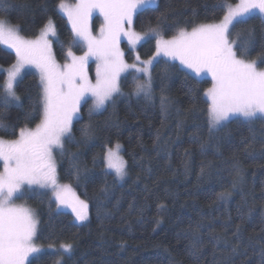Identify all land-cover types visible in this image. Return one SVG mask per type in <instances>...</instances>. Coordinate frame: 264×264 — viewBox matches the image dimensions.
Listing matches in <instances>:
<instances>
[{
    "label": "trees",
    "instance_id": "16d2710c",
    "mask_svg": "<svg viewBox=\"0 0 264 264\" xmlns=\"http://www.w3.org/2000/svg\"><path fill=\"white\" fill-rule=\"evenodd\" d=\"M237 1L158 0L135 16L134 28L147 32L157 27L159 18L160 34L174 36L181 28L191 30L195 25L221 20L226 6ZM59 3L60 0H4L0 7L10 6L0 12V18L18 25L20 34L27 38L37 37L52 18L57 28L54 52L59 61H64L69 49L81 52L82 47L74 43L68 19L56 7ZM249 26H255L257 47L245 58L257 59L262 51L261 14L256 13L246 24H236L230 39ZM155 51L156 37L144 40L138 47L142 59ZM135 56L133 50L127 49L128 61H134ZM16 59L14 51L0 44V68L11 66ZM6 75V71L0 73V85ZM133 75L139 74L133 70L122 77L123 94L114 96L106 110L90 117L89 99L81 108L82 118L74 123L73 135L81 143L68 144L66 148L82 153L79 159L82 167L86 165L90 170V179H82L78 185L67 172V159L56 152L59 178L89 202V220L77 222L71 212L58 210L45 190H27L21 197L38 211V245L73 244L71 255L46 249L33 255L30 264H264V120L257 118L249 125L242 118L234 119L210 137L206 113L209 101L204 95L212 85L210 78L194 76L186 84L183 66L161 57L152 67L153 96L149 100L134 94ZM18 81L16 92L27 110L29 98L37 100L41 93L40 76L27 70ZM189 88L196 90L195 101ZM161 96L168 101L164 107ZM23 117L24 110L13 105L2 118L5 124L16 122L17 135L20 127H33L41 118ZM89 123L94 125V133L85 144L80 129ZM226 133L231 135L230 144L220 139ZM17 135L0 131V137L5 139ZM117 141L122 143L127 161L128 176L122 182L114 173L106 175L103 163H92L105 145L112 146ZM104 186L107 193L101 192ZM224 191L231 195L217 200V194ZM161 204L163 209L158 207ZM237 226L238 237L234 235ZM193 234L202 237L197 245L202 249L198 260L186 250ZM214 237H219L221 243H216Z\"/></svg>",
    "mask_w": 264,
    "mask_h": 264
},
{
    "label": "snow or ice",
    "instance_id": "6c2138e0",
    "mask_svg": "<svg viewBox=\"0 0 264 264\" xmlns=\"http://www.w3.org/2000/svg\"><path fill=\"white\" fill-rule=\"evenodd\" d=\"M3 3L4 0H0V4ZM153 3L155 0H78L74 6H69L60 0L56 7L68 17L75 34L74 43L87 48L84 55L79 57L69 49L67 56L70 62L63 65L57 64L52 54L49 37L57 36L52 18H48L35 40L25 39L19 34L18 25H10L7 20L0 18V44L14 49L17 58L9 68H0V73H7L0 85V131L17 135L16 122L5 124L2 118L10 106L24 110L25 120L41 117L34 129L20 127L16 139L0 138V162L3 164V171H0V264H30L29 256L40 251L33 243L39 223L35 213L13 203L14 198L25 194V186L29 191L37 188L50 190V202L54 199L57 207L71 208L76 220L88 221L89 204L76 196L70 185L58 183L57 161L53 152L67 159V172L78 185L82 179H90V170L86 165L82 167L79 159L82 153L71 152L66 145L81 143L73 135V127L82 118L81 108L89 99L92 100L88 109L91 117L94 113L106 110L114 96L123 94L119 80L121 73L127 69L131 68L139 74L132 77L134 94L143 95L149 100L153 96V61L161 53L180 61L186 84L194 76L210 74L212 86L204 93L210 101L206 109L210 137L227 128L234 119L242 118L249 125L257 118L264 120V69L258 68V63L264 64V0H239L235 7L226 6L227 11L219 23H201L193 26L190 31L181 28L171 39L160 37L159 18L157 27L149 28L147 32L138 33L133 29L134 16L141 15L145 6ZM9 6L4 4L0 12L6 11ZM218 6L225 7H213ZM257 10L261 14L259 47L262 51L257 59L248 60L245 57L257 47L255 26L237 32L235 39H229V36L236 24H246ZM95 11L104 20L98 36L92 34L90 26ZM122 37L127 39L132 48L141 41L156 37V53L148 60H141L137 55L136 63L129 65L119 46ZM91 58L96 63L94 84L89 77ZM26 65H34L38 69L41 86L39 98L32 100L30 97L27 110L16 92L18 78ZM141 75L143 81L140 80ZM189 91L192 93L191 99L195 101L196 90L189 88ZM167 102L161 96V106L164 107ZM192 110L195 111V104ZM80 132L83 142L88 144L93 137L94 125L85 124ZM196 139L194 135L193 140ZM220 139L229 144L232 142L230 133ZM121 151L119 141L112 146L105 145L103 152L93 157L92 163H103L106 175L114 173L117 180H123L128 171L127 161ZM235 186L233 182V188ZM107 191L106 186L101 188L102 193ZM230 195L224 191L218 193L216 198L226 200ZM158 207L163 209L164 205ZM237 211L240 218L244 219L239 208ZM251 212L249 209L248 215ZM239 231L237 226L234 233L236 237ZM184 235L187 238V234ZM201 239L200 235L193 234L186 248L197 260L202 252L197 246ZM213 239L221 243L219 237ZM60 249L64 254L71 255L73 245L64 243ZM57 264H61V261H57Z\"/></svg>",
    "mask_w": 264,
    "mask_h": 264
},
{
    "label": "rangeland",
    "instance_id": "374dc122",
    "mask_svg": "<svg viewBox=\"0 0 264 264\" xmlns=\"http://www.w3.org/2000/svg\"><path fill=\"white\" fill-rule=\"evenodd\" d=\"M64 2H65L66 4H68L69 6H74L76 3H78V0L73 1V2H72V1H68V0H64ZM157 3H158V0H155V3L150 4V5H147V6L156 5ZM238 3H239V0H238L237 2H235V3H233V4H230L229 6L235 7L236 4H238ZM59 10H60V9H59ZM60 12H61V13H62V14L68 19L67 15H66L63 11L60 10ZM256 13L260 14L258 10H257ZM134 20H135V16H134V18H133V25H132V27H133V29L136 31V29L134 28ZM221 20H222V19H221ZM221 20L216 21V22H214V23H219ZM103 22H104V20H103V16H102L98 11L93 12L92 18H91V20H90V26H91L92 34H93L94 36H98V35H99L100 26H101V24H102ZM54 23H55V22H54ZM68 23H69L70 27L72 28V25H71V23H70L69 20H68ZM9 24H10V23H9ZM10 25H12V24H10ZM13 26H14V25H13ZM55 26H56V25H55ZM188 31H190V30H188ZM56 32H57V28H56ZM136 32H138V31H136ZM138 33H144V32H138ZM19 34H20V32H19ZM20 35H21V34H20ZM74 35H75V34H74ZM21 36L24 37L23 35H21ZM38 36H39V35H38ZM38 36H37V37H38ZM174 36H175V35H174ZM37 37H30V38L24 37V38H25V39H28V40H35ZM160 37H162L163 39H171L173 36L165 37V36H163V35L160 34ZM49 39L51 40L52 54H53V56H54V59H55L56 63L59 64V65H63V64H65V63H67V62H70V58H69L68 56L65 58L66 61H65V60H64V61H59V60L56 58V55H55V52H54V47H53V37H49ZM229 39H230V36H229ZM142 42H143V41H141L139 44H137L135 48H132V47L128 44L126 38H124V37L121 38V43H120L119 46H120L121 51L124 53V60H125V62H126L127 64L131 65V64H133V63H136V60H134V61H128V60H127V57H126L127 49H131V50H133L134 53H135V55L137 56V55H139V53H138V47H139V45H140ZM4 46L7 47V48H9L7 45H4ZM81 47H82V51H81V52H77V51L71 49V51L73 52V54H74L75 56H78V57H79V56H83L84 53L87 51V48H86L85 46L81 45ZM9 49H11V48H9ZM11 50L15 52L14 49H11ZM155 53H156V51H155ZM155 53H154V54H155ZM154 54H153L152 56H150L149 58H146V59H142L140 56H139V57H140L141 60H148V59H150L151 57H153ZM136 56H135V57H136ZM161 57H163V58H167V59H170V60H172V61H176V62H178V63L180 64V61H179L178 59L173 60L171 57L166 56V55H164L163 53H161V54H160L158 57H156V59L153 61V65H154V63H155L159 58H161ZM248 60H253V59H248ZM9 67H10V66H9ZM9 67H6V68H4V69H7V68H9ZM95 68H96V63L94 62V58H91L90 61H89V77H90V79H91V81H92L93 84L95 83ZM258 68H260V69H264V64L258 63ZM27 70H34V71H36V72L39 74L38 69H36L34 65H26V66L21 70L20 77H21V76L24 74V72L27 71ZM130 71H133V69L129 68V69H127L125 72H122V73H121L120 80H119V87H120V90H121V79H122V77H123L126 73H128V72H130ZM151 71H152V69H151ZM39 76H40V75H39ZM20 77H19V78H20ZM204 77H208V78L211 79L210 74H207V75H205V74H201L200 78H204ZM19 78H18V79H19ZM143 79H144V77L141 75V76H140V80L143 81ZM211 86H212V85H211ZM211 86H210V87H211ZM208 88H209V87H208ZM17 95H18V93H17ZM20 98H21V97H20ZM206 98H207V97H206ZM207 99H208V98H207ZM209 102H210V101H209ZM80 113H81V111H80ZM35 126H36V125H35ZM35 126H33V127H27V128L34 129ZM0 138H1V137H0ZM16 138H17V137H16ZM16 138H14V139H16ZM2 139H4V140H13V139H5V138H2ZM119 143H120V142H119ZM120 144L122 145V143H120ZM122 150H123V145H122ZM53 155H54V158L56 159V151L53 152ZM121 155L124 157V155H123V151H121ZM124 159L126 160L125 157H124ZM56 161H57V160H56ZM0 171H3V164H2V162H0ZM127 176H128V175H127ZM127 176H125V178H124L123 180H119V181H120V182L124 181V180L127 178ZM57 179H58V183H60L61 185H65V184L70 185V186L72 187L73 191L75 192L76 196H78L81 200H84V201H86V202L89 204V202H88L87 200L83 199V198L78 194V192L76 191V189H75L71 184H69V183H65V182H63V181L60 180V178H59V174H58V169H57ZM33 187L35 188V186H33ZM37 189H38V188H37ZM27 190H28V189H27V186H25V193H26ZM43 190L49 192L50 195L52 196V193H51L50 190H48V189H43ZM22 196H23V195H22ZM22 196H18V197H16V198H14L13 203H14L15 205H18V206H24V207H27V208L31 209V210L35 213V217H36V219H37L38 222H39V215H38V211H37V209H36L34 206H32L31 204H28V203L22 201V200H21V197H22ZM57 209H58V210H66V211L71 212V213L74 215V219H75V214L71 211V208H69V207H65V206H60V207H57ZM89 217H90V206H89ZM75 220H76V219H75ZM88 220H89V219H88ZM76 221H77V222H81V221H78V220H76ZM85 222H87V221H84V222H81V223H85ZM38 227H39V223H38ZM37 232H38V228H37ZM33 243H34V245H35L37 248L40 249L39 252H42V251H44V250H46V249H47V250H50V249H51V250H60L61 252H63V250L60 249V245H61V244H64V243H61V244H54V245H49V246H41V245H38V244L36 243L35 238H34ZM71 244H72V243H71ZM72 245H73V244H72ZM39 252H37V253H39ZM37 253H33V254H31V255L29 256L28 260L30 261L31 257H32L33 255L37 254Z\"/></svg>",
    "mask_w": 264,
    "mask_h": 264
}]
</instances>
